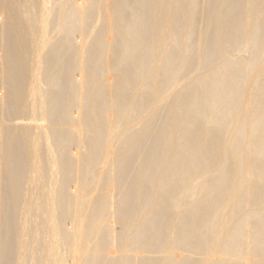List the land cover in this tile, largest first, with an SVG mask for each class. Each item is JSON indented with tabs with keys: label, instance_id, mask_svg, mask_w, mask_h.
<instances>
[{
	"label": "bare ground",
	"instance_id": "1",
	"mask_svg": "<svg viewBox=\"0 0 264 264\" xmlns=\"http://www.w3.org/2000/svg\"><path fill=\"white\" fill-rule=\"evenodd\" d=\"M0 264H264V0H0Z\"/></svg>",
	"mask_w": 264,
	"mask_h": 264
},
{
	"label": "rangeland",
	"instance_id": "2",
	"mask_svg": "<svg viewBox=\"0 0 264 264\" xmlns=\"http://www.w3.org/2000/svg\"><path fill=\"white\" fill-rule=\"evenodd\" d=\"M67 255H68V252H67Z\"/></svg>",
	"mask_w": 264,
	"mask_h": 264
}]
</instances>
